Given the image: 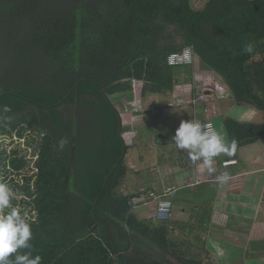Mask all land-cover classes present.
Listing matches in <instances>:
<instances>
[{"label": "trees", "instance_id": "obj_1", "mask_svg": "<svg viewBox=\"0 0 264 264\" xmlns=\"http://www.w3.org/2000/svg\"><path fill=\"white\" fill-rule=\"evenodd\" d=\"M186 47L238 104L264 112V0H0V95L10 92L0 181L15 193L0 214L16 207L31 224L21 253L41 264H213L119 191L129 147L115 98L132 96L133 82L144 95L171 91L168 56ZM225 127L236 148L264 137V121ZM137 237L165 257L147 258Z\"/></svg>", "mask_w": 264, "mask_h": 264}, {"label": "crops", "instance_id": "obj_2", "mask_svg": "<svg viewBox=\"0 0 264 264\" xmlns=\"http://www.w3.org/2000/svg\"><path fill=\"white\" fill-rule=\"evenodd\" d=\"M210 73L214 72L198 61L174 68L175 85L171 91L146 95L133 92L132 96L124 93L115 98L126 130L123 135L129 141L125 156L127 174L119 191L133 197L141 188L161 191L163 183L178 186L173 216L168 220L173 239L193 245L208 244L212 251L210 240L219 241L233 246L240 262L246 261L238 259V254L245 253L251 256L248 263L264 264V137L240 145L231 157H215V172L211 174L202 160L193 161L188 151L177 150L172 140L182 120L211 119L229 143L227 118L249 123L264 121V112L238 104L229 89L218 91L217 100L209 105L197 102L167 106L172 91L177 98L190 96L195 93L191 83L195 75L206 78ZM216 81L225 87L221 80ZM206 108L210 109L208 114ZM228 159H237L238 163L223 166ZM224 172L230 180L221 186L216 177ZM156 204L137 205L133 209L140 218L148 219Z\"/></svg>", "mask_w": 264, "mask_h": 264}, {"label": "clouds", "instance_id": "obj_3", "mask_svg": "<svg viewBox=\"0 0 264 264\" xmlns=\"http://www.w3.org/2000/svg\"><path fill=\"white\" fill-rule=\"evenodd\" d=\"M246 51H251V48L246 47ZM3 110L7 112L10 109L5 106ZM122 137L127 144L124 135ZM172 140L177 150H187L193 161L202 160L209 174L215 172L213 167L215 157L221 154L231 157L236 152L235 140L226 142L223 135L213 130L210 124L194 118L182 120ZM66 143L67 140L61 139L59 146L63 148ZM216 179L222 186L230 180V176L223 173ZM14 198L13 189L0 181V211L9 209ZM32 238L31 224L18 208L12 207L10 211L0 214V264H41L42 258L39 255L33 257L31 251L20 252L21 249L32 248L30 243Z\"/></svg>", "mask_w": 264, "mask_h": 264}, {"label": "built area", "instance_id": "obj_4", "mask_svg": "<svg viewBox=\"0 0 264 264\" xmlns=\"http://www.w3.org/2000/svg\"><path fill=\"white\" fill-rule=\"evenodd\" d=\"M168 64L174 68L181 66H190L199 61L194 49L192 47H186L182 51L173 52L168 56ZM193 85L194 94L187 97L177 98L173 91L171 92L172 97L167 102V106L173 107L175 105H182L184 103H197L205 102L208 105L212 104L217 100V92H226L227 89L213 79L210 75L204 78L201 74L195 75L194 79L191 81ZM144 84L141 82H133V90L135 93L140 94ZM209 108L205 109L208 114ZM203 123L210 124L211 128L218 132L216 124L213 120L207 119L202 121ZM128 143V138H125ZM237 159H228L223 161V166H229L237 164ZM227 173V172H224ZM178 186L166 185L163 183L161 191L158 190H147L146 188H141L135 196L129 201V206L133 209L137 205H148L152 202H156V208L149 215V219L155 221L169 220L173 216L175 200L178 194Z\"/></svg>", "mask_w": 264, "mask_h": 264}, {"label": "rangeland", "instance_id": "obj_5", "mask_svg": "<svg viewBox=\"0 0 264 264\" xmlns=\"http://www.w3.org/2000/svg\"><path fill=\"white\" fill-rule=\"evenodd\" d=\"M208 0H192V4L196 9H202ZM260 58V56H256L255 60H258ZM209 75L213 76V79L215 80H221L224 84L223 79L217 74V73H210ZM225 85V84H224ZM227 91H229L227 88V86L225 85ZM259 111H261V113H263L262 110L259 109ZM158 131H162L161 129H159ZM164 132H167V130H163ZM163 134V133H160ZM160 138V137H159ZM147 213V210H146ZM143 217V216H141ZM180 239L183 238L182 236H178ZM184 239V238H183ZM182 240V239H181ZM192 241L197 242L195 239H193ZM135 244L134 247L136 246L138 249H140V251H142V253L144 255L147 256V258L151 259V260H162L163 257H165V253L160 249L157 248L156 245L152 242H150L149 240H147L146 238L143 237H137L135 238ZM188 243V242H187ZM212 243V244H211ZM210 245L214 246L213 251L209 249V246L207 244V246L205 245H193V244H185L188 246V249L194 253V255H196L197 257H199L200 259H202L205 262H212L213 264H250L248 263V260L251 258V256H249V254H238V259L241 260H245L246 262H240L239 260L236 259V256L234 254L233 251V246L230 245H226L223 243H219V241H215V240H210ZM218 245V246H215ZM190 247V248H189ZM223 250L225 252H223ZM166 262L169 263V259H166ZM256 263V262H254ZM253 263V264H254Z\"/></svg>", "mask_w": 264, "mask_h": 264}, {"label": "water", "instance_id": "obj_6", "mask_svg": "<svg viewBox=\"0 0 264 264\" xmlns=\"http://www.w3.org/2000/svg\"><path fill=\"white\" fill-rule=\"evenodd\" d=\"M75 90V88L74 89H72V91L68 94V95H70L73 91ZM10 92H6V93H3L2 95H0V100H1V98L5 95V94H9ZM67 98V97H66ZM65 98V99H66ZM122 122V121H121ZM121 131H122V127H121ZM121 136H122V134H121ZM125 156H126V154H124V156H123V158H125Z\"/></svg>", "mask_w": 264, "mask_h": 264}]
</instances>
